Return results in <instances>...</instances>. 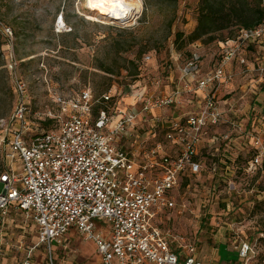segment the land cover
Wrapping results in <instances>:
<instances>
[{
	"label": "built area",
	"instance_id": "obj_1",
	"mask_svg": "<svg viewBox=\"0 0 264 264\" xmlns=\"http://www.w3.org/2000/svg\"><path fill=\"white\" fill-rule=\"evenodd\" d=\"M55 30L68 31L62 14L56 19ZM0 32L12 47L13 32L1 21ZM263 42L264 22L240 30L221 45L220 58L206 72L201 56L193 52L185 61H180L179 54L168 64H157L159 75L150 77L154 58L146 55L145 72L139 78L148 77L137 78V85L129 86L126 93L110 89L96 99L87 88L69 98L55 97L56 113L48 109L36 114L39 123H56L48 131L29 122L26 84L12 76L16 104L8 127L4 132L0 129V145L8 161L0 172V229L4 230L10 211L15 210L25 225L35 226L37 238L19 264H32V253L39 247L47 264H55L53 245L61 243L69 231L94 244L101 264H202L197 261L195 244L173 239L157 225L156 217L163 209H175L178 215L186 212V203L173 200L174 192L184 178L198 181L205 171L203 152L214 157L220 144L228 152L238 142L234 133L246 134L244 124L225 117L219 94L233 80V64L238 63L243 73L264 74V65L249 67L246 59L249 49ZM9 59L12 69L16 65L12 53ZM172 72L182 81L166 93L162 76ZM184 94H195L198 107L182 118L154 124L164 131L165 143L156 142L152 131L149 147L137 151L125 148L131 129L148 121L156 110L179 107ZM125 97L133 100L129 106L123 103ZM224 126L228 134L220 132ZM252 146L255 155L246 164V173L255 172L263 163L264 142L252 138ZM219 165L210 174L214 179L210 196L223 183L226 191L240 197L232 181L233 170L223 161ZM225 210L224 215L232 211L229 202ZM171 241L181 244V254L171 249ZM235 242L240 264L255 260L264 264L255 245Z\"/></svg>",
	"mask_w": 264,
	"mask_h": 264
},
{
	"label": "rangeland",
	"instance_id": "obj_2",
	"mask_svg": "<svg viewBox=\"0 0 264 264\" xmlns=\"http://www.w3.org/2000/svg\"><path fill=\"white\" fill-rule=\"evenodd\" d=\"M86 1L0 0V21L13 32L12 47L8 46L6 38L0 32L2 132L8 127L16 104L12 76H17L26 84L29 122L48 131L53 130L56 123H39L36 114H43L48 109L56 113L57 108L53 102L55 97L69 98L87 88L96 99L110 89L126 93L129 86L137 85L134 83L139 78H136L137 65L145 53L154 52L156 63L163 65L180 53L185 57L188 52H197L206 65L218 52L219 42L203 44L197 41L185 44L187 36L196 27L197 0H135L139 15L128 25L93 21L86 9ZM60 14L68 28L65 33H57L55 30V22ZM179 33H183L181 38L177 36ZM235 34L236 29H231V36ZM219 36L222 41L230 37V33L224 31ZM11 53L16 63L12 69L9 68ZM251 55L252 57H246L247 64L254 63L255 59L264 63L263 49L256 47ZM182 59L183 55H180V61ZM235 67L241 69L238 63ZM106 70L112 73H107ZM142 77L139 79L143 80L148 76ZM241 79L242 76H235V88ZM254 80L256 83L248 88L254 93H249V113L230 120L246 124V134L239 136L234 133L238 142L230 150L233 158L238 155L239 168L255 155L252 138H259L264 142V74L255 76ZM220 132L228 134V127H223ZM2 136L0 134V138ZM7 164L0 145V172ZM14 170H18L17 164H14ZM209 180L210 177L206 174L201 178V182H205L201 185L196 184L195 180H182L178 192L183 203L188 202V207L186 212L173 216L169 222L170 234L195 241L203 264H212L220 239L235 252L220 248L218 257L222 264L237 261V246L233 242L244 237L255 245L259 257L264 258V159L261 169L253 176H246L242 169L236 172L232 181L236 190L238 188L244 194L245 197H242L246 201L244 200L239 211L237 209L230 216H225L222 212L224 204L221 198L226 189L221 187L215 190V193L221 195L219 198L210 196L212 192L209 193ZM238 200L240 199H230L234 203ZM34 240V233L24 238L16 223L1 230L0 264H19L24 259L27 246ZM95 252L93 243L72 233L68 236L67 254L63 251L61 254L56 253L57 264H98L100 261ZM44 261L45 254L40 248L35 253L33 264H45ZM253 264L260 263L255 260Z\"/></svg>",
	"mask_w": 264,
	"mask_h": 264
},
{
	"label": "crops",
	"instance_id": "obj_3",
	"mask_svg": "<svg viewBox=\"0 0 264 264\" xmlns=\"http://www.w3.org/2000/svg\"><path fill=\"white\" fill-rule=\"evenodd\" d=\"M256 48V47H255ZM260 49L264 50V42L262 43V45L259 47ZM252 52H250V55H248L247 57H252ZM255 55L258 53H254ZM253 54V56H254ZM258 61H255L254 63H250L248 64L249 67H252V65L259 63L260 65H264L263 62H260L259 59H255ZM204 63V62H203ZM202 63V64H203ZM155 65V66H154ZM164 65V64H163ZM210 63L208 64H203V68L205 70L209 69ZM152 68H151V77H157L159 75V67H161L162 65L160 64L159 67H157V63L154 59V62L152 61L151 64ZM230 70L233 71V73H235L232 82L226 87L224 88L220 94L219 97L222 100L221 103V110L224 112L225 117L230 121V120H234L236 118H239V116H244L246 114L249 113L250 107L249 105H247V101L251 99V96L249 95V93L253 94L252 90H248V88L250 86H252V84L256 83V81L254 80L255 75L253 73L247 72V73H243L242 69L240 68H236L235 64H233L230 68ZM239 75L242 76V79L237 83V86L235 88V76ZM162 76V75H161ZM176 76V77H175ZM258 75H256L257 77ZM162 83L164 85L163 89L164 92L169 93L173 87L176 85V83L178 81H182V79L180 78V76H178L177 73H166L164 74V76H162ZM244 78V79H243ZM184 88V87H183ZM237 98V99H236ZM130 98L125 97L123 103H127V100H129ZM224 99V100H223ZM132 100V99H131ZM181 105L177 108H168V109H161V110H156L154 111L150 116H148V121H143L141 124H139L136 128H133L130 130L129 135L127 136V141L124 143V146L126 149H133V150H142L144 148L149 147L150 142H149V138H150V134H152V131L155 132L154 134V140L156 142H163L164 141V131L160 128H155V123L160 120V121H167L170 119H179L182 118V116H184L185 114L194 111L197 109L198 107V98L195 94H190V95H182L181 97ZM133 101V100H132ZM132 103V102H131ZM235 116V117H234ZM237 116V117H236ZM233 122V121H231ZM241 123V122H240ZM243 124V123H242ZM246 127V124H244ZM168 152L171 154H175L174 150H170L169 148H167ZM174 196H173V200H175L177 202V204L179 203H183V199L181 198V196H179V192H174ZM178 200H180L178 202ZM187 207H188V202H186ZM177 212L176 210H169V209H163L161 210L157 217H156V223L157 225L164 231L168 232L170 234L171 229L169 228V222L174 218L173 216H177ZM18 224V227L20 228V230L23 232V237L25 238L27 235H32V233L35 234V240L34 242H32L31 244H29L27 246V250L29 249L30 246H33L37 243V238H36V233H35V226L32 224H26L24 223V220L22 218V215L19 212H16L15 210H11L9 217L7 219V225L4 228L8 229L10 227H12L14 224ZM31 226V229H30ZM1 232V229H0ZM72 233H75L73 231H69ZM69 232L66 234V236L63 238V240L61 241V243H55L53 245V254L54 256L56 255V253H60L63 251L64 254H67L68 251V236L71 235L69 234ZM172 235V234H170ZM174 238L176 239L178 242H180L181 238L184 239L185 241H192L195 246L196 242L193 240H189V239H185L181 236H174L172 235ZM176 241H171L170 243V247L172 250L179 252L180 254L181 249L180 246L181 244L178 243ZM234 246L236 244V242H233ZM94 245V244H93ZM220 248H224L227 252H234L232 250H230L228 248V245L224 242V240L220 239L219 245L218 247L215 249L214 251V257L212 259V264H222V261L219 259L218 254L220 253ZM39 248H37L33 253H32V264H33V260L35 257V253L39 252ZM24 254V258L26 255V252ZM96 250V248H95ZM96 256L99 259V263L101 264V260L100 257L97 254V251L95 252ZM235 254V252H234ZM57 256L56 255L54 257V263L57 264L58 260H57ZM238 256V255H237ZM46 258V257H45ZM196 258L197 261L201 262V259L199 258L198 252H197V247H196ZM238 258V257H237ZM24 260V259H23ZM57 260V261H56ZM22 262V261H21ZM45 262V261H44ZM46 264V262H45ZM203 264V263H202ZM232 264H240L239 259H237L236 262H232Z\"/></svg>",
	"mask_w": 264,
	"mask_h": 264
},
{
	"label": "trees",
	"instance_id": "obj_4",
	"mask_svg": "<svg viewBox=\"0 0 264 264\" xmlns=\"http://www.w3.org/2000/svg\"><path fill=\"white\" fill-rule=\"evenodd\" d=\"M263 22H264V0H197L196 27L191 32V34L187 36L185 44H191L197 41H200L203 44L219 42L218 52L213 56L210 62V65H209V67H211V65H213L220 58V55L222 52L221 45L224 42L235 38L240 30H249V29L256 28ZM233 28L236 29V34L231 36V29ZM224 31H228L230 33V37H228L225 40L220 41L219 34ZM182 35L183 33L177 34L178 38H181ZM249 50L250 52H253L254 48L251 47ZM180 54L183 55V61L191 57V52H188L185 57H184V54L182 53ZM146 55H149L155 59L154 52H148V53L143 54V56L140 59L139 64L137 65L136 78L139 77L141 73L145 72L146 63H144L143 58ZM199 61L202 63L204 62V59L202 56L201 58H199ZM202 69H203V72L208 71V69L205 70L203 67ZM106 71L107 73H112V71L110 70H106ZM130 99L127 100L128 106L129 104H131V102H133L132 100L130 101ZM44 124H47V123H44ZM0 134H1V131H0ZM237 158H238V155L234 156L233 158L230 151L227 152L226 150H224L222 144L219 145V152L214 157H212L209 153L207 154L203 152L201 159H203V161L205 162V171L198 178V181L196 182V184L201 185L205 183L204 181L201 182V178L202 176L206 174L210 177L209 184L211 186L210 187L211 189L213 187L214 182L212 181L214 179H212L210 174L212 173L214 167L217 169L220 167L219 162H222V161L225 162V164H227L233 170L234 175L232 179L235 178L236 172L238 170L242 169L243 173L249 177V176L255 175L258 172V169H261V168H258L253 173H246L245 172L246 164L251 159L248 160L245 163V165L242 166V168H239L237 164ZM216 179L217 178L215 177V180ZM186 180L194 181L195 178L189 177V178H186ZM221 187H224V189H226V185L223 183H220L217 189H220ZM237 192H239L240 197L242 196L245 197L244 194L240 193V190L238 188H237ZM219 195L220 194H217L214 191V196L216 198L221 197V195L220 196ZM240 197H238L236 194L229 193L228 191L225 192L224 197L221 198L223 199L222 203L224 204L222 208V212L224 214L227 213L225 210L226 202H229L231 204V209H232V211L225 216H230L232 214H235L237 212L236 210L238 209L239 211V208L243 206L244 203L243 202L241 203V201H244L245 199L243 197L242 198ZM232 198L240 199V200H238V202H235L236 203L235 205L234 201L232 202L230 201V199ZM242 240L249 242L247 238L245 237ZM54 257L55 256L53 254V261H54ZM45 262L47 264V258H45Z\"/></svg>",
	"mask_w": 264,
	"mask_h": 264
},
{
	"label": "bare ground",
	"instance_id": "obj_5",
	"mask_svg": "<svg viewBox=\"0 0 264 264\" xmlns=\"http://www.w3.org/2000/svg\"><path fill=\"white\" fill-rule=\"evenodd\" d=\"M86 9L96 22L128 25L139 15L135 0H87Z\"/></svg>",
	"mask_w": 264,
	"mask_h": 264
}]
</instances>
